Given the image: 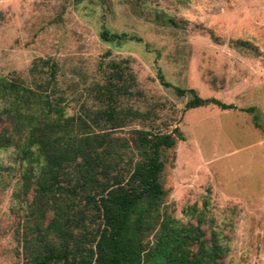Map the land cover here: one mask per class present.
Wrapping results in <instances>:
<instances>
[{
	"label": "rangeland",
	"instance_id": "1",
	"mask_svg": "<svg viewBox=\"0 0 264 264\" xmlns=\"http://www.w3.org/2000/svg\"><path fill=\"white\" fill-rule=\"evenodd\" d=\"M103 31L117 37L104 41ZM34 60L55 64L52 96L67 115L99 106L94 92L109 63L127 67L134 94L120 104L145 117L107 131L123 158L129 130L181 132L183 141L161 154L164 196L148 232V218L134 214L145 219L146 240L166 218L186 221V207L206 201L223 264H264V0H0V75L32 86L47 73L39 65L33 78ZM174 88L235 109L184 110L189 95ZM18 173L11 150L0 152V264L23 262Z\"/></svg>",
	"mask_w": 264,
	"mask_h": 264
},
{
	"label": "trees",
	"instance_id": "2",
	"mask_svg": "<svg viewBox=\"0 0 264 264\" xmlns=\"http://www.w3.org/2000/svg\"><path fill=\"white\" fill-rule=\"evenodd\" d=\"M100 36L117 37L106 31ZM39 65L47 68L46 77L32 86L0 75V152L11 150L19 169L13 195L23 203L17 237L22 264H223L226 249L213 219H206V201L200 209L186 207V221L166 218L153 241L145 239L142 217L148 218V232L149 216L164 196L161 154L183 136L176 127L168 133L129 130L124 147L130 156L123 158V146L107 131L145 117L120 104L134 94L127 67L109 63L94 92L99 106L67 115L52 96L55 64L34 60L33 78ZM173 90L178 97L189 95L184 110L209 104L235 109L190 89ZM253 123L258 128L255 116ZM135 211L143 215L136 218Z\"/></svg>",
	"mask_w": 264,
	"mask_h": 264
}]
</instances>
